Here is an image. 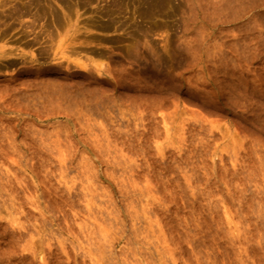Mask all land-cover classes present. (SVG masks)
<instances>
[{
    "label": "rangeland",
    "instance_id": "1",
    "mask_svg": "<svg viewBox=\"0 0 264 264\" xmlns=\"http://www.w3.org/2000/svg\"><path fill=\"white\" fill-rule=\"evenodd\" d=\"M166 2L0 0V264H264V0Z\"/></svg>",
    "mask_w": 264,
    "mask_h": 264
},
{
    "label": "bare ground",
    "instance_id": "2",
    "mask_svg": "<svg viewBox=\"0 0 264 264\" xmlns=\"http://www.w3.org/2000/svg\"><path fill=\"white\" fill-rule=\"evenodd\" d=\"M156 0H153V5H154V2H155ZM158 1V5H162L163 3L165 4V2L167 1V0H157ZM167 3V2H166ZM159 7V6H158ZM1 52H3V50H1ZM80 65L83 67V66H85L83 63H80ZM98 70L99 71H101L102 69L101 68H99L98 67Z\"/></svg>",
    "mask_w": 264,
    "mask_h": 264
}]
</instances>
